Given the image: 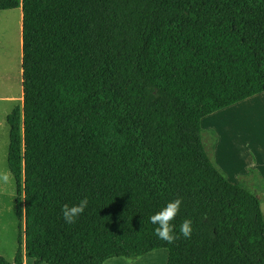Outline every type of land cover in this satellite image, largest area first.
<instances>
[{
    "label": "trees",
    "instance_id": "trees-1",
    "mask_svg": "<svg viewBox=\"0 0 264 264\" xmlns=\"http://www.w3.org/2000/svg\"><path fill=\"white\" fill-rule=\"evenodd\" d=\"M17 8L23 104L6 123L19 246L0 264L161 248L168 264H264L258 198L211 163L200 126L264 92V0H0ZM85 197L67 224L62 206ZM176 198L169 244L149 217Z\"/></svg>",
    "mask_w": 264,
    "mask_h": 264
},
{
    "label": "rangeland",
    "instance_id": "rangeland-1",
    "mask_svg": "<svg viewBox=\"0 0 264 264\" xmlns=\"http://www.w3.org/2000/svg\"><path fill=\"white\" fill-rule=\"evenodd\" d=\"M21 9L0 11V256L13 262L18 249L15 182L7 166L6 117L22 107ZM204 150L216 169L232 184L258 198L264 217V92L225 107L201 120ZM26 264H36L26 259ZM169 251L161 248L134 260L112 258L103 264H168ZM38 264H47L40 262Z\"/></svg>",
    "mask_w": 264,
    "mask_h": 264
},
{
    "label": "clouds",
    "instance_id": "clouds-1",
    "mask_svg": "<svg viewBox=\"0 0 264 264\" xmlns=\"http://www.w3.org/2000/svg\"><path fill=\"white\" fill-rule=\"evenodd\" d=\"M9 180V174L6 171L0 172V181L5 183ZM182 204L181 198H176L170 201L161 210L149 217L150 222L156 225L154 228V234L162 241L166 243H173L179 238L174 232V225L172 221L177 216L180 206ZM88 206L87 197L80 200L78 204L69 206L65 204L62 206V216L67 224H73L76 219L84 212ZM192 233V221L185 219L179 226V235L184 238H190Z\"/></svg>",
    "mask_w": 264,
    "mask_h": 264
},
{
    "label": "crops",
    "instance_id": "crops-1",
    "mask_svg": "<svg viewBox=\"0 0 264 264\" xmlns=\"http://www.w3.org/2000/svg\"><path fill=\"white\" fill-rule=\"evenodd\" d=\"M21 9V8H20ZM22 11H21V13H20V15H19V19H18V22H19V25H20V27H21V24H22ZM18 225H19V221H18ZM18 234H19V229H18ZM17 241H18V237H17ZM19 245V244H18ZM26 259L27 258H25V257H23V260H22V264H26L27 262H26ZM34 262H35V260H33ZM40 261V260H39ZM41 263L42 262H44V260H41L40 261Z\"/></svg>",
    "mask_w": 264,
    "mask_h": 264
},
{
    "label": "water",
    "instance_id": "water-1",
    "mask_svg": "<svg viewBox=\"0 0 264 264\" xmlns=\"http://www.w3.org/2000/svg\"><path fill=\"white\" fill-rule=\"evenodd\" d=\"M38 260H40V261H41V260H44V258H43V257H38Z\"/></svg>",
    "mask_w": 264,
    "mask_h": 264
}]
</instances>
